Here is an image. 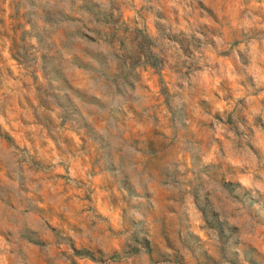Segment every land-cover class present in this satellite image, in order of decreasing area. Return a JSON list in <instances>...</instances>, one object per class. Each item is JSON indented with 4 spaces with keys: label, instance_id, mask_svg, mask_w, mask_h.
<instances>
[{
    "label": "rangeland",
    "instance_id": "1",
    "mask_svg": "<svg viewBox=\"0 0 264 264\" xmlns=\"http://www.w3.org/2000/svg\"><path fill=\"white\" fill-rule=\"evenodd\" d=\"M256 5L259 14L264 0ZM189 7L182 21L160 0H0V206L5 219L35 209L24 216L34 235L0 230L6 246L17 243L9 264H264V177L244 170L264 150V89L253 86L264 82V45L246 39L251 18L234 2ZM205 42L218 61L206 67L217 78L236 69V86L175 99L185 106L178 132L168 58ZM152 48L159 66L144 55ZM126 53L137 62L125 64ZM152 100L154 110L142 107ZM233 135L246 139L233 148ZM100 138L123 161L115 174ZM66 156L75 180L62 160L54 171L51 160Z\"/></svg>",
    "mask_w": 264,
    "mask_h": 264
},
{
    "label": "clouds",
    "instance_id": "2",
    "mask_svg": "<svg viewBox=\"0 0 264 264\" xmlns=\"http://www.w3.org/2000/svg\"><path fill=\"white\" fill-rule=\"evenodd\" d=\"M76 5L79 6L81 4H84L86 0H75ZM94 3H100L101 0H93ZM104 3H108L109 0H102ZM117 4H131L132 0H114ZM142 0H135V4L137 7L141 4ZM147 2V0H145ZM222 2V0H221ZM229 2H234L238 8V13H243L246 17H250V22L246 28V39H253L258 40L262 45H264V5H260L259 7L262 9L259 14H255L257 5L256 0H252L251 5L248 6V11H245V3L244 0H229ZM160 3L163 4L165 7L169 9V12H171L172 8H177L180 11L181 19L183 21V18L185 16H189L190 13H193V9L189 7L190 4H194V0H160ZM191 18V17H190ZM163 23V21H161ZM226 23V22H225ZM183 26V25H182ZM231 27L239 30L240 28V18L239 14L234 16L232 18ZM200 40H204L205 38L203 36L199 37ZM212 40H220L222 39V36L218 32L216 35L211 37ZM151 53H155V57L151 55ZM146 57L151 59L153 61V64L155 66H159L161 61L159 59H156V57H159L162 55V52L159 49L152 48L149 51H145L144 54ZM140 61L142 62L144 57L139 56V53L137 54ZM124 63L127 64L130 61L132 63L137 62V57H131L127 53L122 58ZM218 61L216 60L215 55L213 54V50L211 46L205 42V45L202 46L199 51L195 47L192 48L191 53L189 55H185L181 53L178 57H169L168 58V68L170 71L167 73L168 76L171 79V87L173 90V107L176 111V118H175V128L177 131H183L186 128V122L184 118V105H176L174 103L175 99H179L180 96H183L185 98H190L193 94L198 93L201 89L205 88L209 84L211 85V88H216L221 82H225L229 86H236L235 80H229V76H234L236 74V69H231L230 72L226 71L225 75H221L217 78L216 72L212 71V67H206V65L215 66V64ZM220 63H223L220 61ZM246 63L243 59H241V64ZM189 68H191V71H189ZM200 69L199 71L197 69ZM112 71L116 72L115 65L112 67ZM118 75V73H117ZM241 75H243V72L241 71ZM130 84V82H129ZM256 88L264 89V82L258 83L253 85ZM114 91L119 93L121 91L120 89V81L119 79L114 80ZM130 90V89H129ZM211 94V89L209 90V95ZM101 99H106L104 97H100ZM0 100H2V97H0ZM189 102H191L189 100ZM155 104V100H152L151 103L145 102V105L142 107H147L149 109H152V105ZM134 108H136L137 111H142V107H137L136 105H133ZM162 114L167 115V111L164 108L163 104L160 105ZM154 110V109H152ZM209 120H211V117H208ZM3 122V117L0 116V123ZM150 125H137L138 128L144 129L145 127ZM177 143L180 145V147H185L182 141H180L179 136L176 137ZM246 139V136L242 135H233L231 141H226V143H230V145L234 148L235 145L238 142H243ZM98 143L101 146L102 151L104 152L105 156V166L109 172H112L115 174L118 172L123 164V161L120 159L119 155L113 154L112 150L105 144L104 140L102 138L98 139ZM245 151L247 149L245 148ZM55 155V154H53ZM199 153L193 152V159L195 162H200L199 159ZM180 158V157H178ZM63 161L64 167L68 168L69 173L72 176V179H76V173L74 171L76 167V162L72 159L71 156L66 157H56L55 159L51 160V163L55 165L54 171L63 172L64 169L60 167L59 161ZM204 163H207L205 160ZM207 170V169H206ZM244 170H251L253 172H258V174L261 177H264V150H262L258 157L252 158V164L250 166V169H244ZM88 179H91L90 177ZM122 185H129L131 184V181L125 176L121 179ZM224 187L228 189L229 192H237L240 189L239 184H225ZM126 190L129 191L130 194L134 195V193L131 192L130 188L126 187ZM189 199H193L191 193L188 194ZM205 199H207V193H205ZM31 211H35L34 208H28V209H22L18 213L12 214L10 213L8 215V218L5 219L4 216V210L2 206H0V230L6 229L11 225L13 228L19 227L24 234L26 235H34L31 233V230L28 228L27 223L24 221V216ZM88 217L92 220H94L95 227H101L103 222L99 219H96L92 217L91 213H87ZM130 223H133L134 220H130ZM90 228L95 230L92 224L89 225ZM85 235L88 237H91V232H89L87 229L84 230ZM17 247V243L15 240L11 243V245H5L4 239L2 236H0V264H9V259L11 258L13 262H15V257L11 256L10 253L14 252ZM99 264V262H98Z\"/></svg>",
    "mask_w": 264,
    "mask_h": 264
}]
</instances>
